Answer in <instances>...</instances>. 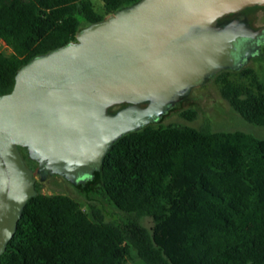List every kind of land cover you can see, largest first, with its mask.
<instances>
[{"label":"trees","instance_id":"16d2710c","mask_svg":"<svg viewBox=\"0 0 264 264\" xmlns=\"http://www.w3.org/2000/svg\"><path fill=\"white\" fill-rule=\"evenodd\" d=\"M102 1L103 11L94 0H0V94L33 58L140 0ZM239 74L216 75L221 93L264 126V82L251 67ZM185 115L192 120L195 111ZM94 177L130 219L106 222L36 182L0 264H125L134 248L148 264H264V138L149 124L119 138ZM143 217L153 219L151 228Z\"/></svg>","mask_w":264,"mask_h":264},{"label":"water","instance_id":"95a60500","mask_svg":"<svg viewBox=\"0 0 264 264\" xmlns=\"http://www.w3.org/2000/svg\"><path fill=\"white\" fill-rule=\"evenodd\" d=\"M254 4L264 0H140L23 65L0 94V257L37 194L22 147L43 180L57 173L77 183L119 138L145 127L143 118L232 65L233 44L262 29L218 18Z\"/></svg>","mask_w":264,"mask_h":264},{"label":"rangeland","instance_id":"374dc122","mask_svg":"<svg viewBox=\"0 0 264 264\" xmlns=\"http://www.w3.org/2000/svg\"><path fill=\"white\" fill-rule=\"evenodd\" d=\"M96 9L103 11V1L94 0ZM246 20L254 28L264 27V4H254L244 8ZM0 49L6 47L0 44ZM254 68L260 79L264 82V45L259 52L254 53L245 64ZM242 68L229 70L232 78L241 80L239 71ZM165 116L159 121L150 124L160 126L171 123L186 124L197 128H205L211 131H235L241 130L251 133L259 138H264V126L247 121L221 93V84L216 75H212L202 84L192 87L185 95H182ZM113 110H116L114 108ZM195 111V117L190 120L185 114ZM112 111V110H111ZM88 177V175H87ZM86 178V177H84ZM42 191L46 194L63 193L77 199L81 206L92 216L96 214L109 223H123L132 216L120 210L103 190L100 179L93 177L86 182L73 183L65 176L54 173L44 180L38 176ZM141 223L151 228L154 224L151 217H143ZM125 264H148L134 248Z\"/></svg>","mask_w":264,"mask_h":264},{"label":"flooded vegetation","instance_id":"af4514ba","mask_svg":"<svg viewBox=\"0 0 264 264\" xmlns=\"http://www.w3.org/2000/svg\"><path fill=\"white\" fill-rule=\"evenodd\" d=\"M243 11H244V8L241 10H238V11L227 13V14L219 17L217 23L219 25H224V24H228V23L233 22V23H235V26H237L238 23L244 22V23H247L250 27L254 28L246 20ZM254 29H256V30L262 29V30L256 37H240L237 40V42H235V44H233V46L229 49V52L226 53V60L227 61H233L232 65H230L228 68L221 70L220 72L225 71V70H232V69H236V68H244L245 64L250 60L251 56L254 53H257L260 51V49L264 45V27H259V28H254ZM220 72L216 73L215 75L219 74ZM130 104L131 103H129V102H125V103L115 105L110 109V111L112 110V112H115V111H117V110H119L125 106H128ZM149 104H150V102H144V103H140L139 105L142 107H146ZM176 104L177 103L169 105L167 111L162 113L161 115H159V116L150 115L148 117L143 118L142 121L146 122L145 126L149 125L151 122L159 121ZM114 108H116V110H113ZM27 151H28V149H27ZM22 152H23V150H22ZM26 160H27V164L31 168H33V170H34V175L36 176V182H39L38 176H40L41 179H42V176L38 172V165H39L38 161L34 160V162H33V161L28 160V159H26ZM94 172L93 173H82L79 176V180L77 183L86 182L89 179H92L94 177ZM48 175H52V173H48L46 176H48ZM87 175H88V177H87ZM84 177H86V178H84Z\"/></svg>","mask_w":264,"mask_h":264}]
</instances>
